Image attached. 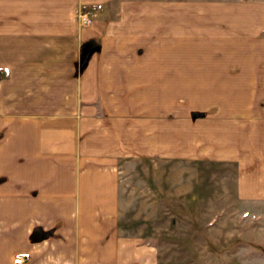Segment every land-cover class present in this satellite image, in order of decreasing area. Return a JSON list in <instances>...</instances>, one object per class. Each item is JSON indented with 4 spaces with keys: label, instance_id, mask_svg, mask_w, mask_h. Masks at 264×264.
<instances>
[{
    "label": "rangeland",
    "instance_id": "obj_1",
    "mask_svg": "<svg viewBox=\"0 0 264 264\" xmlns=\"http://www.w3.org/2000/svg\"><path fill=\"white\" fill-rule=\"evenodd\" d=\"M95 12L96 19L102 10ZM153 15L152 26L129 28L119 55L107 49L118 59L102 60L112 66L104 77L90 76V87L114 88L89 91L99 104L90 116L104 120L103 138L118 140L121 151L115 214L99 258L264 264V122L256 121L264 117L257 104L264 98V0H164ZM107 16L117 17L115 8ZM250 78L262 87L247 91ZM97 80L104 83L91 84ZM18 173L16 166L4 171L3 183H14L3 189L8 199L17 197ZM20 186L19 194L31 193ZM16 207L0 202V261L22 257L25 264L16 219L7 217ZM59 221L34 258L73 257Z\"/></svg>",
    "mask_w": 264,
    "mask_h": 264
},
{
    "label": "crops",
    "instance_id": "obj_2",
    "mask_svg": "<svg viewBox=\"0 0 264 264\" xmlns=\"http://www.w3.org/2000/svg\"><path fill=\"white\" fill-rule=\"evenodd\" d=\"M138 1L0 0V202L17 204L16 216L7 217L16 219L17 251L29 253L25 264H109L99 253L106 220L115 214L114 166H121V151L118 140L103 138L109 134L104 120L90 116L99 104L91 102L89 91L114 88L96 86L104 83L99 80L90 87L89 81L112 67L102 60L118 59L133 35L131 26H152L153 13L163 12L164 0ZM89 8L102 12L81 28L75 15ZM110 8L117 17L107 16ZM110 47L117 54H110ZM258 81L250 78L247 91L260 89ZM257 104L264 106V98ZM14 166L21 172L17 197L8 199L3 189L14 183H3L4 171ZM21 181L31 193H18ZM58 221L73 257L34 258L51 242Z\"/></svg>",
    "mask_w": 264,
    "mask_h": 264
},
{
    "label": "built area",
    "instance_id": "obj_3",
    "mask_svg": "<svg viewBox=\"0 0 264 264\" xmlns=\"http://www.w3.org/2000/svg\"><path fill=\"white\" fill-rule=\"evenodd\" d=\"M95 16H96L95 10L93 8L92 9L89 8L78 12L75 15V19L77 24L81 28H89L92 25ZM13 264H24V260L22 257H17V259L13 261Z\"/></svg>",
    "mask_w": 264,
    "mask_h": 264
}]
</instances>
